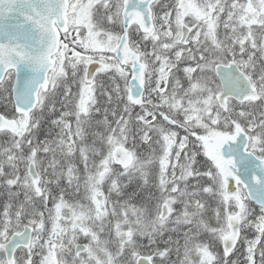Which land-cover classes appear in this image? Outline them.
Here are the masks:
<instances>
[{"label": "snow or ice", "instance_id": "1", "mask_svg": "<svg viewBox=\"0 0 264 264\" xmlns=\"http://www.w3.org/2000/svg\"><path fill=\"white\" fill-rule=\"evenodd\" d=\"M0 264H264V0H0Z\"/></svg>", "mask_w": 264, "mask_h": 264}]
</instances>
